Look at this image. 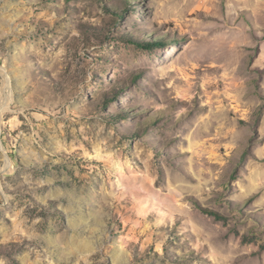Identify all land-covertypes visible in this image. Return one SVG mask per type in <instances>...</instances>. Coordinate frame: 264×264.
Segmentation results:
<instances>
[{
  "label": "rangeland",
  "instance_id": "obj_1",
  "mask_svg": "<svg viewBox=\"0 0 264 264\" xmlns=\"http://www.w3.org/2000/svg\"><path fill=\"white\" fill-rule=\"evenodd\" d=\"M0 264H264V0H0Z\"/></svg>",
  "mask_w": 264,
  "mask_h": 264
},
{
  "label": "bare ground",
  "instance_id": "obj_2",
  "mask_svg": "<svg viewBox=\"0 0 264 264\" xmlns=\"http://www.w3.org/2000/svg\"><path fill=\"white\" fill-rule=\"evenodd\" d=\"M2 111H4V110H2ZM7 167V166H6Z\"/></svg>",
  "mask_w": 264,
  "mask_h": 264
}]
</instances>
